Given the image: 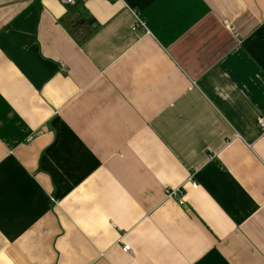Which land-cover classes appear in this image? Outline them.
I'll return each instance as SVG.
<instances>
[{
	"label": "crops",
	"instance_id": "obj_1",
	"mask_svg": "<svg viewBox=\"0 0 264 264\" xmlns=\"http://www.w3.org/2000/svg\"><path fill=\"white\" fill-rule=\"evenodd\" d=\"M0 264H264V0H0Z\"/></svg>",
	"mask_w": 264,
	"mask_h": 264
},
{
	"label": "built area",
	"instance_id": "obj_2",
	"mask_svg": "<svg viewBox=\"0 0 264 264\" xmlns=\"http://www.w3.org/2000/svg\"><path fill=\"white\" fill-rule=\"evenodd\" d=\"M60 1H62L63 3H65L67 5H75V3L78 0H60ZM140 28L146 30V24L143 20H141L138 16H136V24H135V27L133 28V30L136 31L137 29H140ZM192 185L194 188L197 187V185L195 183H193ZM165 194H166L167 198L177 199L180 205H184V201L179 199V196L182 194V191L180 189H177V190H169L168 189V190H166ZM124 251L127 252L128 254L133 253L131 247L127 246V245L124 246Z\"/></svg>",
	"mask_w": 264,
	"mask_h": 264
},
{
	"label": "trees",
	"instance_id": "obj_3",
	"mask_svg": "<svg viewBox=\"0 0 264 264\" xmlns=\"http://www.w3.org/2000/svg\"><path fill=\"white\" fill-rule=\"evenodd\" d=\"M91 23H85V26H87L88 28H86V32H85V34L86 35H84L83 37H79V35H77L76 34V32H78L79 30H77L76 29V26H69L68 28H69V31L72 33V36H74V38L79 42V43H82L83 42V40L91 33V25H90Z\"/></svg>",
	"mask_w": 264,
	"mask_h": 264
}]
</instances>
